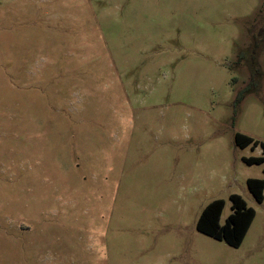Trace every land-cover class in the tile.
<instances>
[{
    "label": "rangeland",
    "instance_id": "obj_1",
    "mask_svg": "<svg viewBox=\"0 0 264 264\" xmlns=\"http://www.w3.org/2000/svg\"><path fill=\"white\" fill-rule=\"evenodd\" d=\"M263 26L264 0H0V264H264L235 144L264 143ZM234 194L239 248L196 229Z\"/></svg>",
    "mask_w": 264,
    "mask_h": 264
},
{
    "label": "trees",
    "instance_id": "obj_2",
    "mask_svg": "<svg viewBox=\"0 0 264 264\" xmlns=\"http://www.w3.org/2000/svg\"><path fill=\"white\" fill-rule=\"evenodd\" d=\"M261 34L264 36V26ZM248 89L238 94L235 101V106L237 108L243 102L245 94L249 91ZM235 144L242 149L251 148L253 151L260 147L262 151L261 156L244 158L243 160L251 166L264 164L263 142L237 133L235 135ZM247 186L254 199L261 204L264 201V179H249L247 181ZM230 200L232 203V214L227 218L224 225H221L220 222L226 203L224 200H215L201 213L197 221L196 229L201 234L217 241L224 242L230 247L239 248L253 225L256 218V211L249 207L247 202L240 195H231Z\"/></svg>",
    "mask_w": 264,
    "mask_h": 264
}]
</instances>
